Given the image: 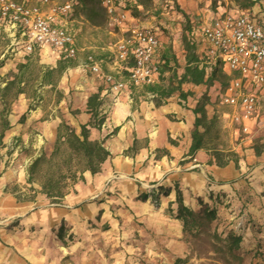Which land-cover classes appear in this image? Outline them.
<instances>
[{
	"label": "crops",
	"instance_id": "1",
	"mask_svg": "<svg viewBox=\"0 0 264 264\" xmlns=\"http://www.w3.org/2000/svg\"><path fill=\"white\" fill-rule=\"evenodd\" d=\"M201 1L206 2L203 8L199 7ZM168 2L177 3L182 9V13L174 18L180 21L178 25L168 20L141 21L138 17L131 15L126 23L121 26L115 25V27L121 33L120 39L124 38L127 30L131 28L153 27L161 40L159 55L161 58L167 56L171 60L175 58L176 70L180 75L184 72L186 62L181 42L183 34L181 28L185 18L183 14L189 17L191 28L197 24L211 23L220 15L218 12L207 9L208 0H168ZM138 4L139 7L136 8L143 10V5L139 2ZM251 10L264 22V0H260ZM152 19L155 17L152 16ZM157 25L168 29L170 36L166 38L167 40H164L165 36ZM7 44L8 42L0 41V53ZM111 44L110 42L95 48L89 46L87 49H98L95 55L102 62L104 70L117 79L127 82V72L122 71L121 64L114 60L115 54ZM169 47L172 51L166 53ZM41 51L51 54L47 49ZM201 51V49L197 50L200 57H202ZM88 53L91 52L87 51L85 54ZM81 56L85 57L84 54ZM53 57L54 63L51 68H58L60 64L55 63L58 58L54 55ZM8 58L0 68V72L14 69L18 62L24 60L19 55H9ZM163 76L165 77L163 85H166L169 73L166 72ZM159 81L160 79L156 83ZM146 85L126 84L120 92H109L107 85L100 77L83 71L77 63H72L62 70L58 83H47L46 86L44 84L45 87H55L59 92V99L56 100L55 110H53L54 117L42 121L40 136L46 140L55 141L58 126L62 121L79 130L82 124L88 123L91 119V114L87 112L89 97L99 94L98 100L102 101L101 114L106 113L107 117L101 129L91 128L90 136L92 139L104 140V146L110 152V156L102 164L100 172L96 174L90 171L84 172L83 179L74 186L75 191L63 199L62 208L57 207L56 203L42 204L35 215L40 228L52 229L60 224L71 208H75L76 205L81 206L85 201L89 202L86 208L87 217L94 218L96 221L100 217L101 220V225L92 226L91 231L95 234L94 236H99L97 241L103 242L104 238L108 239V236L102 235L103 225L110 223L113 216L128 220L131 217H141L149 221L155 229H159L166 238L171 237L167 245L173 246V235H179L183 229L181 221L168 217L166 214L168 208H171L174 213L177 210L176 188L182 192L184 204L193 209L197 205L193 195L203 199V195L206 196L205 178L195 171H188L202 166L204 159L208 158L207 149L198 151L193 157L188 155L195 122L193 107L202 94L200 93L202 86L183 84L184 91L192 92L185 101L179 97L178 92L168 98H160L148 92ZM12 105V113L8 117L10 121L8 130L11 131L8 135L9 137L24 136L26 130L33 127L32 121L39 117L36 114L40 112V109H36L29 116L28 101L24 98ZM57 109L60 115L56 114ZM24 114L25 119L22 121L21 117ZM251 125L253 134L264 133V86L260 90L257 114ZM115 130L117 131L113 133ZM210 167L216 182L209 188L214 197L211 199L206 197L207 201L213 202L214 198H226L232 202L234 211L240 209L241 201L251 202L250 205L246 203L248 207L244 215V233L248 236L253 235L254 232H264V196L256 195L255 190L256 188L257 191L264 189V176L254 175L244 182L245 185L255 189L252 188L250 194L242 197L236 189L242 186V179L237 177L234 163L230 162L221 170H216L214 165ZM167 188H170L168 195L159 193L160 190L164 191ZM154 193H159V196L153 198ZM142 194H148V199H140ZM248 195L253 197L249 198ZM153 201L159 202L156 208ZM14 215L24 217L23 213ZM150 220H154V223ZM132 226L123 230L128 236L132 231H138V228H132ZM121 229L117 225L115 231L120 232ZM90 235V237L93 236ZM154 243L153 241V245ZM110 244L109 241L107 245ZM43 247L31 242L23 243L18 235H8L5 240H0V264H40L45 259Z\"/></svg>",
	"mask_w": 264,
	"mask_h": 264
},
{
	"label": "rangeland",
	"instance_id": "2",
	"mask_svg": "<svg viewBox=\"0 0 264 264\" xmlns=\"http://www.w3.org/2000/svg\"><path fill=\"white\" fill-rule=\"evenodd\" d=\"M55 1L65 2L68 0ZM79 1L82 2V0ZM140 1L143 3L144 9L134 8L133 14L141 21L168 20L170 23H175V25L180 23V21L174 19L182 13V9L177 3H169L168 0ZM208 3L207 9L218 12L219 15L236 13L240 10L234 0H208ZM205 4V1H201L199 7L203 8ZM95 7L93 12H88L80 5L75 16L74 25L76 29L79 28L77 42L84 49L82 52L84 55L87 51L93 52L94 55L97 54L98 49H87L89 46L95 48L110 42L115 43L121 38L119 29L110 22L103 4L101 3V5ZM152 16L155 19H152ZM185 22L186 19L184 18L181 33H183ZM191 25L190 23V28ZM157 27L165 36L164 40H167L166 38L170 36L168 35V29L161 25H157ZM95 56L98 58L97 55ZM23 59L22 62H18L14 66V69L0 72V85L3 86L4 81L12 79L18 73L21 64L31 62L25 74L24 93L20 94L16 101L21 98L28 101L29 116L36 109H40V112L36 114L39 117H36L37 119L31 123L33 127L26 130L24 136L9 137L8 134L11 130L6 131L3 146L0 147V172H2L0 176L1 241L5 240L8 235H18L23 243L31 242L35 245L44 246L45 259L40 264H264V232L258 231L254 232L253 235L246 236L243 230L245 209L251 202L241 201L242 207L240 205V209L234 211L232 202L226 200V198H214L213 203L207 201L209 194L212 193L209 188L212 183L216 182L211 174L212 168L210 166L214 165L216 170L225 167L216 164L215 150L223 152V154L233 159L230 162L235 165L237 177L242 179V186L236 188L242 197L250 194L251 189L254 188L245 185L244 182L254 175L264 176V147H262L264 133L253 134L250 132L246 134L237 129L236 125H232L229 119L221 116V113L227 111L228 108L221 104L224 89L218 83H215L209 89L201 85L200 93L202 94L200 97L204 93L208 94L210 99L207 104V111L210 117L213 114L217 116V123L211 129L207 140L208 158L204 159L202 166L188 170L189 172L195 171L205 178L206 196H203L206 201H200L197 196L193 195L197 203L194 209L198 211L200 208L203 210L206 206H217L218 213L215 221L199 220V226L193 228L192 232H184L182 229L179 235H173V246H168L167 243L171 237L166 238L163 233L159 232V229H155L146 219L131 217L128 220L113 216L110 223L103 225L102 235L108 236V239L104 238L102 242L97 241L99 236H94L95 234L91 232L92 226L101 225L100 217L97 218L98 221L87 217L86 208L89 202L84 201L81 206L76 205L75 208H71V211L62 219L60 224L55 225L52 229L40 228L35 216L36 211L41 208L42 204L48 202V204H51V201L44 194L38 192L35 194L33 201L18 202L12 190H20L27 197L33 196L34 192L30 190V185L27 184V166L36 155L40 153L50 155L53 150L56 140H46L43 136H40L39 130L44 119L54 117L53 110H55L56 100L59 99V92L55 87H45L47 83L45 86L40 84L41 67L53 69V73L47 79L48 82L58 83L60 76L57 68H51L54 57L47 52L37 51ZM55 63L69 66L75 62L58 59ZM15 90L14 88L10 92V97L14 95ZM11 108H13V105ZM55 112L60 115L59 109ZM4 114L5 111L0 99V121ZM232 153L237 154V165L234 156L231 155ZM228 157H226V160ZM79 181L70 187V193L75 191L74 186ZM34 188L39 189V186L34 184ZM6 189L9 192H6ZM255 190L256 195L264 196V189L257 191L256 188ZM248 197L253 196L248 195ZM153 202L156 208L159 202ZM246 203H248L247 207ZM56 206L62 208L64 203H56ZM44 207L47 208L48 205H44ZM27 210L28 212H26ZM19 213H23L24 217L14 215ZM173 213L171 208L166 210L168 217L174 218ZM236 215L239 216L236 217ZM153 221L150 220L154 223ZM117 225L122 228V231H115ZM61 226H63L64 239L59 237ZM129 226L138 228V231H132L128 236L123 230H127ZM195 229H197L196 233ZM230 232L240 233L243 236L241 248L237 251L239 259L234 258L222 242ZM90 234L93 236L90 237ZM109 241L111 244L107 245ZM153 241L155 242L154 245Z\"/></svg>",
	"mask_w": 264,
	"mask_h": 264
},
{
	"label": "built area",
	"instance_id": "3",
	"mask_svg": "<svg viewBox=\"0 0 264 264\" xmlns=\"http://www.w3.org/2000/svg\"><path fill=\"white\" fill-rule=\"evenodd\" d=\"M111 23L121 26L139 7L138 0H103ZM79 0H0V41L8 42L0 53V68L9 55L22 58L47 49L60 60L75 62L86 72L100 77L107 91L156 83L162 64L161 40L154 28H131L111 44L114 60L127 72V82L104 70L93 53L82 58L74 22ZM189 40L201 49L208 62L219 60L231 80L221 96L228 108L221 113L237 129L248 134L258 110L264 86V22L252 10L222 14L208 24L194 25Z\"/></svg>",
	"mask_w": 264,
	"mask_h": 264
},
{
	"label": "trees",
	"instance_id": "4",
	"mask_svg": "<svg viewBox=\"0 0 264 264\" xmlns=\"http://www.w3.org/2000/svg\"><path fill=\"white\" fill-rule=\"evenodd\" d=\"M240 10H251L259 0H234ZM140 4L143 3L138 0ZM101 0H82L80 4L88 12H93L96 5H101ZM132 15L133 12H132ZM186 19L182 34V44L185 54V67L182 74H178L176 70L177 60H172L167 56H162V64L160 67V81L158 83L147 84L146 90L153 93L160 98H168L173 93L178 92L179 97L182 100L187 99L192 95L190 91H184L182 89L183 84L190 83L193 85H204L207 89L218 83L224 90L230 83L231 75L224 69L219 60L210 61L205 57H200L197 53L196 46L189 40V27L190 19L186 14H183ZM190 28V29H189ZM172 49L169 47L166 53H171ZM31 62L21 64L18 68V73L14 75L12 79L4 81V85H0V99L3 105L5 114L0 121V147L3 146V138L5 131L10 128L9 115L12 113V104L18 99L19 95L24 93L23 83L25 82V74L28 71ZM66 66L60 64L57 68L59 76L62 70ZM166 72L169 73L168 84L163 85ZM53 73V69H44L41 67V75L39 77L40 84L44 85L48 82L47 79ZM15 90V93L10 97V92ZM99 94H94L89 97L87 102V112L91 114V119L88 123L82 124L80 129L72 127L66 122L62 121L58 126V132L53 150L50 155L46 153H40L36 155L29 165L27 166V184L30 185V190L34 192V195L27 197L20 190H12L18 202L33 201L36 193L44 194L51 203L60 204L63 199L70 193V187L78 180L83 179V174L86 171H90L92 174L100 172L101 166L110 156V152L104 146V140L92 139L90 136L91 128L101 129L103 123L106 120V113L101 114L100 107L102 101L98 100ZM209 96L204 93L196 102L193 107V113L195 115L194 129L192 131V144L190 146L188 155L193 157L198 151L207 149V140L211 133V129L217 123V116L213 114L211 117L207 111V104ZM159 105V103H158ZM25 114L21 117L23 121ZM115 130L113 133H115ZM18 141V140H17ZM264 147V144L263 146ZM237 165V154L232 153ZM214 156L216 157V164L218 166H226L233 159L223 152L215 150ZM226 157L228 159L226 160ZM2 172H0V176ZM34 184L39 186V189L34 188ZM6 192L7 191L6 189ZM170 188L160 190L159 193L168 195ZM159 193L153 194V198L159 196ZM213 193L209 194L211 199ZM140 199L147 200L148 194H142ZM200 201L204 199L198 197ZM214 200V199H213ZM214 202V201H213ZM212 202V203H213ZM176 203L177 210L174 214V218L183 223L184 232H192L193 228L199 226V220L213 222L217 218V206H206L203 210L200 208L198 211L186 206L184 204L182 192L176 188ZM202 207V205H200ZM197 224V225H196ZM198 229V228H197ZM195 229V233L197 232ZM59 237L64 239L63 226L59 229ZM243 236L239 233L230 232L222 242L225 244L227 250L233 254L234 258L239 259L237 251L241 248Z\"/></svg>",
	"mask_w": 264,
	"mask_h": 264
}]
</instances>
